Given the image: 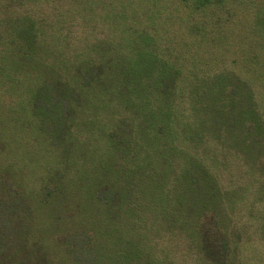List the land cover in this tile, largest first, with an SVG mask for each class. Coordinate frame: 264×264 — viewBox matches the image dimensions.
Instances as JSON below:
<instances>
[{
	"label": "trees",
	"instance_id": "obj_1",
	"mask_svg": "<svg viewBox=\"0 0 264 264\" xmlns=\"http://www.w3.org/2000/svg\"><path fill=\"white\" fill-rule=\"evenodd\" d=\"M20 1L0 0V89L3 85L8 86L0 96L7 94L12 85L19 90L10 92L14 95L10 104L2 103L0 97V124L3 121L18 122V115L8 110L11 104L22 102L28 111L25 124L32 131L37 129L43 142H49L47 158H51L54 145L69 159V150L80 147L76 127L82 123L88 131L95 120L86 117L84 123L80 122V113L91 107V98L98 95V87L101 88L102 99L106 101L104 105L113 108L111 117L118 113L121 103L129 105L139 113V133H146V128L153 126L150 127L152 134L163 142L155 149L149 144L143 159L149 162L148 166H143L147 183L142 182V185H146L147 191L159 194L164 191L166 196L172 193L174 197H171L173 202L169 212L163 206H159L158 212H152L151 223L164 222L173 226V219L175 225L180 222L179 228L189 237H195L205 251L207 241L200 226L203 216L212 213L221 250L228 260L237 259L238 252L232 250L235 246L231 240L237 231L232 227L238 226L243 204L252 210L262 203L257 196L252 201L251 196L247 198L243 194L250 189L254 193L264 190L259 188L262 178L258 177L264 172L257 171V167L263 166L259 162L262 156L258 155L259 148L253 146L264 141V113L259 109L252 87L226 65L230 60L227 53L230 48L235 64L239 63V58H246V52L251 61L260 57L259 53L251 54L256 45L264 54L262 44H259V41L264 43V8L246 9L247 15L253 12L254 17H248L244 22L243 34L236 32L233 36L224 34L228 26L227 17L223 16L224 7L232 0H185L194 11L209 13L192 23L191 35L177 40L142 29H127L119 40L118 51L106 48L93 52L75 48L67 33L50 35L45 18L36 19L19 13V5L23 4ZM249 2L264 6L262 0ZM227 12L228 18L234 16L233 10ZM151 20L155 24L153 14ZM164 25L167 28L170 23ZM157 29L152 27L151 30ZM244 39L248 45L246 50L242 46ZM62 41L71 47L69 52L59 48ZM43 42L45 46L54 45L51 53L43 55L40 50ZM121 47L127 51L120 50ZM209 52L213 53L210 58L208 56L210 62L205 56ZM206 62L220 65L204 67ZM26 93L28 98L24 100ZM110 122L116 125V122ZM165 128L169 131L166 137L163 134ZM249 135L255 137L251 143L247 140ZM249 144L251 147L247 148ZM242 152L253 166L240 156ZM55 159L62 163L57 157ZM178 159L182 160V165ZM148 177L155 179L156 187L148 185ZM227 177H232L227 182L230 186L224 183ZM246 181L251 183L243 186ZM98 192L100 202L114 205L118 197L116 190ZM244 198L247 199L245 202ZM11 202L0 193V260L11 247V218L17 210V203ZM257 202L261 203L257 205ZM140 219L141 214H132L131 230L144 227ZM113 231L114 227L106 239L101 232L75 235L68 247L73 264H169L153 255L149 247L145 254L144 242L147 240L144 234L118 235V241H110Z\"/></svg>",
	"mask_w": 264,
	"mask_h": 264
},
{
	"label": "rangeland",
	"instance_id": "obj_2",
	"mask_svg": "<svg viewBox=\"0 0 264 264\" xmlns=\"http://www.w3.org/2000/svg\"><path fill=\"white\" fill-rule=\"evenodd\" d=\"M20 2L23 4H16L20 8L19 13L36 19L45 18L50 35L67 33L72 37L71 42L75 48L93 52L106 48L113 52L118 51L119 40H122V33L125 34L127 29H142L157 33V36L161 34L168 39L179 40L180 37L191 35L190 27L197 18L209 16V13L194 11L191 4L185 0H35V2L21 0ZM43 2L51 3L47 5ZM258 4L259 2H249V0L228 2L224 7L223 16L227 17L228 26L224 34L233 35L236 32L239 35L243 34L244 22L248 17H254L253 12L250 16L247 15L246 9L255 11L257 7L264 8L263 5L258 6ZM230 9L233 10L234 16L228 18L227 11H231ZM152 14L153 19H156L155 24L151 20ZM164 23L170 25L165 28ZM37 26L40 28V24ZM148 26L150 28H147ZM152 27L158 29L154 31L151 30ZM47 38L50 41L51 38ZM80 38L82 40L78 42ZM43 43V47H40L43 55L51 53L54 45L45 46V42ZM259 44H262L264 51V43L259 41ZM242 46L245 50L248 48L246 39L242 42ZM59 48H64L67 52L71 50L64 41L59 44ZM120 50L127 51L124 47ZM213 51L217 52V50ZM257 53L260 57L254 61L250 60L247 55L249 53L246 52V58H239V63L235 64L233 63L235 56L229 48L227 55L230 60L226 65L236 70L252 87L259 109L264 113V54L260 53L259 45L254 47L251 54ZM205 54L210 62L209 58L213 53ZM208 62L204 63V67L216 68L220 65L219 63L213 66ZM250 68L257 72H250ZM32 82L30 78V86ZM3 86L0 92L8 87ZM16 90L17 87L14 88L12 85L7 94L0 96L1 102L12 103L14 95L10 92L19 91ZM27 95L28 93L23 96L24 100L28 98ZM90 102L91 107L80 113L82 116L79 120L83 123L86 117L95 120L88 131L82 123L76 127V131H79L77 141L80 142V147L69 150L68 153L71 154L69 159L65 158L61 149L54 145L52 147L55 150L51 158H47L50 151L49 142H43V137L36 133L37 129L32 131L25 124V121L28 122V111L24 104L22 102L11 104L8 111L13 110L18 115L19 121L13 124L3 121L4 124L2 122L0 124V193L5 200L16 202L17 210L11 218L13 229L11 247L3 255L0 264H73L72 256L68 252L73 241L71 239L75 238V235H80L82 232L90 235L101 232L102 237L106 239L108 235L111 236L113 227L114 234L110 241H118V235L144 234V239L147 240L144 242L145 254L148 253L149 247L153 255L169 264H229L228 262L231 261L238 264H264V231L262 232L264 190L254 193L250 189L243 194L247 198L251 196L252 201L257 196L262 203L257 202V205L259 203L261 205L252 210L247 209L243 204L238 226L232 227L237 231L231 236L232 245L235 246L232 250L238 252V258L228 260L225 257L219 246V233L212 213L203 216L200 226L201 233L207 241L203 251L195 237H189L184 233L185 230L179 228L180 222L177 221L175 225L173 219V226L168 223L165 225L164 222L151 223L152 212H158L159 206H163L169 212L170 204L172 205L173 202L171 197H174L172 193L166 196L164 191L160 194L153 190L147 191L146 185H142V182L147 183L144 180L147 172L143 166H148L149 162L143 159L147 155L145 153L149 144L155 149L159 148L158 144L163 143L160 138L152 134L150 127L153 126L146 128L147 131L144 130L146 133H139L140 129L137 125L140 121L139 113L123 103L117 108L118 113L111 117L113 108L104 105L106 101L102 99L99 87L98 95L93 96ZM110 120L116 122V125L113 126ZM112 128L114 132L111 131ZM168 133L167 129L165 133L163 130L164 137ZM247 140L251 143L255 137L249 135ZM262 143L264 141L260 140L253 146L255 149L259 148L258 155L262 156L259 162L264 166ZM250 147V144L247 145V148ZM161 150L160 148L159 151ZM245 155L243 152L240 153L245 162L253 166ZM55 157L62 163L60 164ZM177 161L183 164L182 160ZM153 163L155 168L156 162ZM263 166L257 167L259 173L264 172ZM258 177L262 178L261 185H263L264 174ZM148 179V185L151 188L156 187L155 179L151 177ZM231 179L232 177L226 178L224 181L226 186L231 185L227 183ZM250 183V181L243 182V186ZM261 185L259 188L263 189L264 185ZM103 189H114L118 192L114 205L111 203L105 205L99 201L101 197L98 191ZM111 200L110 194L109 201ZM246 200L244 198L243 201ZM132 214H141L140 221L144 223V227L139 226L131 230Z\"/></svg>",
	"mask_w": 264,
	"mask_h": 264
}]
</instances>
